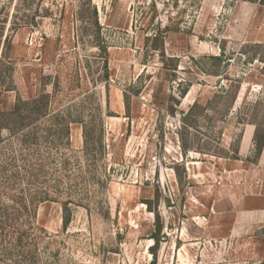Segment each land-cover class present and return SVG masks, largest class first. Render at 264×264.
Segmentation results:
<instances>
[{
	"label": "rangeland",
	"instance_id": "374dc122",
	"mask_svg": "<svg viewBox=\"0 0 264 264\" xmlns=\"http://www.w3.org/2000/svg\"><path fill=\"white\" fill-rule=\"evenodd\" d=\"M0 84V264H264V0H0Z\"/></svg>",
	"mask_w": 264,
	"mask_h": 264
},
{
	"label": "trees",
	"instance_id": "16d2710c",
	"mask_svg": "<svg viewBox=\"0 0 264 264\" xmlns=\"http://www.w3.org/2000/svg\"><path fill=\"white\" fill-rule=\"evenodd\" d=\"M2 92L1 90V84H0V93ZM33 105V107H31V105ZM47 95L42 94L40 95L38 98H34L32 99L30 102H23L21 99L18 100V102L15 105V108L13 109V111H1L0 110V119L3 120L2 123H0V132L2 129L7 128L8 126L10 127V125H8L7 120L9 119L8 117L13 116L15 119H21L24 111L22 110V105H29L30 107L27 110L28 113H30V115H38L40 114L41 111H39V107L40 105H44V110L41 112V114H46L47 112ZM264 144V139L260 141L259 144V152L261 151V148ZM69 222V218L66 219L65 224H67Z\"/></svg>",
	"mask_w": 264,
	"mask_h": 264
},
{
	"label": "crops",
	"instance_id": "0c3cea01",
	"mask_svg": "<svg viewBox=\"0 0 264 264\" xmlns=\"http://www.w3.org/2000/svg\"><path fill=\"white\" fill-rule=\"evenodd\" d=\"M254 134H255V129L253 127L248 126L245 129L244 134H243V136L241 138V144H240V154L241 155H246L247 153H249L251 151V148L253 146V136H254ZM262 151L264 153V145H263ZM155 246H156V244L149 247V250L152 253H154ZM176 247L177 248H175V249H173V247L171 249L172 250L171 251L172 252V255H171L172 262H170L168 264H175V262H177L179 256L182 255V250L179 249L178 246H176ZM153 262H155V261H153ZM182 264H193V263H182Z\"/></svg>",
	"mask_w": 264,
	"mask_h": 264
}]
</instances>
